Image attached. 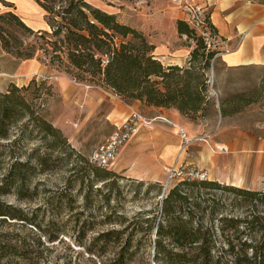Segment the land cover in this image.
<instances>
[{
  "label": "trees",
  "instance_id": "16d2710c",
  "mask_svg": "<svg viewBox=\"0 0 264 264\" xmlns=\"http://www.w3.org/2000/svg\"><path fill=\"white\" fill-rule=\"evenodd\" d=\"M0 3L5 6L3 0ZM37 3L49 31H34L17 14L0 7V46L5 53L20 60L36 58L77 83L110 91L129 106L173 108L192 122L205 119L216 104L209 95L206 72L218 52L207 49L203 37L184 20H177V32L191 38L195 47L186 65L164 66L153 54L155 46L140 32L85 0ZM45 85V80L31 78L26 85L10 84L0 92V196L11 193L32 200L38 190L37 185L29 187L34 174H52L67 163L71 168L60 189L44 190V202L31 214L0 200V220L34 225L46 244L58 239L55 216L62 209L79 210L74 215L76 243L90 254L111 252L105 264L133 261L141 245L137 234L152 245L154 264H264V191L182 180L150 210L127 216L121 200L128 192L132 199L150 195L157 199L163 185L91 164L43 115L39 101L48 93ZM251 103L240 94L219 100L220 116H231ZM92 207L109 228L85 245L83 238L94 228L92 218L86 219L92 217ZM16 239L0 234V264L31 253L30 243ZM36 243L43 244L39 239Z\"/></svg>",
  "mask_w": 264,
  "mask_h": 264
},
{
  "label": "rangeland",
  "instance_id": "374dc122",
  "mask_svg": "<svg viewBox=\"0 0 264 264\" xmlns=\"http://www.w3.org/2000/svg\"><path fill=\"white\" fill-rule=\"evenodd\" d=\"M3 1L5 2V6L0 3L2 11H12L20 18H43L45 20V12L38 5L37 0H14L15 3ZM85 2L93 8L115 15L119 22L135 28L152 44H174L176 47L181 46L182 48L189 49V52L195 47V42L185 35H180L177 32L176 26L177 20L187 22L185 5L193 4L192 0H85ZM26 23L29 24L28 22ZM196 33L199 34L198 31ZM206 74L213 83L212 90L216 93V96L211 93L210 87L209 95L215 103L219 100H232L239 94L243 95L247 100H252L253 103L241 108L240 112L227 116L224 120H221L223 118H220V114L210 109L206 112L207 117L205 119L195 121L194 123L204 125V131L215 135V139L217 140L232 141L238 139L239 135L237 131L239 133L251 130L259 134L264 131V127L261 126L264 123V67L227 69L220 64L219 58L215 57L211 60ZM31 78H36L37 81L45 80V88L47 87L48 93L44 94L39 101L42 105V113L54 126L62 131L68 141V136H75L73 143L75 141L86 148H90L91 146L93 148L103 143L115 131V128L111 127L110 124L101 121L99 114L97 115V119L88 121L85 125H80L86 110L85 105L80 107V104L84 102L78 101L80 96L76 92V97H71L68 103H63L60 84L61 80H67L75 83V86L84 92L92 90L100 91L107 96L108 100L110 96L114 99H119L110 91L85 83H77L65 74L50 69L48 66H46V73L44 75ZM134 107L143 116H148L147 107L141 106L138 103ZM78 152L86 157L89 155L82 150H78ZM70 168L71 165L67 163L66 165L57 167L52 174H34L30 179L29 187L33 188L37 185L38 190L36 197L32 200H20L11 193L0 196V200L8 205L15 206L24 213L31 214L44 202V198L47 196L44 190L50 189L51 191H56L62 187ZM2 175L3 171L0 169V178ZM161 176L165 179L166 174H161ZM148 197L132 199V194L128 192L125 199L121 200L124 208L123 211L127 216H131L134 212L142 209L144 211L150 210L157 202L160 203L158 198H153L151 195ZM91 209L93 213L92 217L86 216L87 218H85L88 220L92 218L89 221L94 223V228L88 231L85 238H83L85 245L89 244L100 231L109 228L100 223L102 218L97 213L96 208L92 207ZM77 212L79 210L68 213L62 209L55 216L57 226L59 227L58 239L53 243L46 244H44L46 239L43 233L34 225H23L20 221L9 219L5 221L0 220V234H9L18 240H25L31 244L30 254L26 256H11L7 264H105L108 262L113 256L111 252L107 251L101 256L97 253L90 254L86 252L84 247L76 243L79 233L78 226L74 223V215ZM38 214L42 215L40 212ZM17 239L15 241H18ZM38 239L43 244L38 245L36 243ZM135 239L141 240L140 251L135 254L133 261L129 264H153V247L148 244V238L137 234ZM149 239L152 241L154 234H151ZM15 241L12 240L11 242ZM18 248L22 250L25 247L22 248L18 244ZM6 261V259L2 260L3 263Z\"/></svg>",
  "mask_w": 264,
  "mask_h": 264
},
{
  "label": "crops",
  "instance_id": "0c3cea01",
  "mask_svg": "<svg viewBox=\"0 0 264 264\" xmlns=\"http://www.w3.org/2000/svg\"><path fill=\"white\" fill-rule=\"evenodd\" d=\"M6 1L15 3L14 0ZM192 3L205 8L210 25L224 42V49L218 50L221 65L227 69L264 67V0H192ZM22 19L34 31L50 30L43 18ZM153 45V54L164 66L187 64L189 49L174 44ZM225 49L229 51L224 52ZM45 73L46 66L37 59H17L0 46V92L6 91L10 84L23 86L29 78ZM75 85L61 80L60 93L63 103H68L78 92V101H83L86 108L80 125L97 119L99 114L101 121L115 128L136 109L112 96H108V100L100 91L84 92ZM147 110V118L161 117L170 124L159 121L148 126L140 125L108 170L129 179L162 184L164 178L161 174H166L168 167H183L205 170L208 181L221 185L264 191V131L260 134L251 130L237 131L238 139L217 140L215 135L204 131V125H197L176 109L147 107ZM213 110L220 114L218 102L213 105ZM261 126L264 127V123ZM180 131L190 140L188 146H183ZM68 137L77 151L90 155L97 147L86 148L75 141L73 143L75 136ZM215 145L226 147L227 152L216 151Z\"/></svg>",
  "mask_w": 264,
  "mask_h": 264
},
{
  "label": "built area",
  "instance_id": "2783aa9c",
  "mask_svg": "<svg viewBox=\"0 0 264 264\" xmlns=\"http://www.w3.org/2000/svg\"><path fill=\"white\" fill-rule=\"evenodd\" d=\"M185 13L187 18L186 21L203 37L207 49H212L217 52L218 50L224 49V42L218 38L209 20H207L208 17L205 8L194 4H186ZM228 51V49L224 50V52ZM215 57H218V53ZM212 84V80L209 79L211 93L216 96V93L212 90ZM80 107H83L82 103ZM159 121L170 124V122L164 118H147L138 111L133 110L119 126H115V131L90 153L88 156L89 162L99 168L112 167L117 161L122 148L136 133L140 125L148 126ZM180 135L183 138V146H188L190 140H187L186 134L180 131ZM214 149L221 153L227 152V148L222 145H215ZM165 172L166 176L162 183L163 192L158 197L160 201H162L164 193L176 182L182 180H207L208 177V173L205 170L185 169L183 167H168Z\"/></svg>",
  "mask_w": 264,
  "mask_h": 264
},
{
  "label": "water",
  "instance_id": "95a60500",
  "mask_svg": "<svg viewBox=\"0 0 264 264\" xmlns=\"http://www.w3.org/2000/svg\"><path fill=\"white\" fill-rule=\"evenodd\" d=\"M152 253H154V250H153V252Z\"/></svg>",
  "mask_w": 264,
  "mask_h": 264
}]
</instances>
